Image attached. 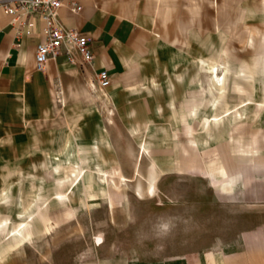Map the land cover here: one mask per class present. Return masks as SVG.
Returning <instances> with one entry per match:
<instances>
[{"label": "crops", "instance_id": "obj_1", "mask_svg": "<svg viewBox=\"0 0 264 264\" xmlns=\"http://www.w3.org/2000/svg\"><path fill=\"white\" fill-rule=\"evenodd\" d=\"M248 1L251 7L246 4ZM72 3L79 5L80 11L71 13ZM63 4L57 13L59 21L87 36L93 53L90 65L70 66L65 57L59 56L48 60L43 72L36 71L39 28H23L14 22L15 15L0 10V134H7L10 129L15 132L27 124L28 134L21 139V151L27 155L54 151L62 135L74 129L64 137L58 152L47 153L46 157L54 160L67 148L77 155L78 165L85 169L139 167L143 159L139 152L123 163L119 159L113 163L105 159V152L111 150L105 121L107 125L113 124L108 123L107 114L100 112L102 98L107 95L109 106L113 105L115 110L110 119L120 121L121 133L129 135L135 145L131 150L140 145L150 163L154 164V155H163L162 163L179 167L180 175L175 178L182 181L181 195L185 201L188 199L182 205L184 212L191 211L189 196L195 193L198 197L214 195L219 204L227 202L224 205L232 215L229 221H208L201 214L208 210L207 203L198 201V222L189 220L183 224L184 241L191 243V249L179 253L175 249L157 263L128 256L97 255L90 264H264V122L231 115L233 105L229 103V123L206 134L201 128L205 119H212V103L207 112L201 111L199 92L192 93L188 101L192 108L185 119L181 118L184 109L178 107L191 92L208 84L212 74H217L200 66L210 65L212 59L225 66L246 63L243 55H233L230 48L260 45L264 0H63ZM251 22L255 24H248ZM253 55L252 59L261 56ZM262 59L263 55L253 70L254 77L260 78L263 95ZM99 72L110 76V85L104 92L97 88ZM221 72L219 97L236 87L241 90L239 84L230 82L231 76L251 78L239 70ZM204 92L212 102L215 96L208 88ZM260 101L255 109L260 111L258 119L264 121L262 96ZM227 111L228 107L221 114ZM142 133L149 144L142 141ZM15 135L0 137V143L9 146ZM107 138L109 148L102 150L106 161L102 166L99 145H107ZM120 174L110 178L116 179L117 187L124 182ZM159 178V174L149 178L150 183L157 180L156 196L161 192ZM189 178L197 181L195 192L188 182L184 183ZM125 179L135 182L136 178ZM150 183L146 189L140 185L135 192L143 198ZM23 202L20 192L16 204L19 212L15 220L10 218L13 223L21 221Z\"/></svg>", "mask_w": 264, "mask_h": 264}, {"label": "rangeland", "instance_id": "obj_2", "mask_svg": "<svg viewBox=\"0 0 264 264\" xmlns=\"http://www.w3.org/2000/svg\"><path fill=\"white\" fill-rule=\"evenodd\" d=\"M246 4L251 7L249 1ZM248 24L254 25L255 23ZM259 27L262 32L260 34L262 40L257 48H230L233 55H243L246 58V63L241 66H238V62L235 63L237 66L227 63V68H223V71L237 73L239 70V73L251 77L242 80L234 78L236 76H231L230 82L239 84L241 90L236 87L231 91H225L224 98L228 102V108L229 103L233 105L231 115L260 123L264 121L258 119L260 111H256L255 106L259 102L261 103V96L264 100V94L262 95L260 91V78L254 77L255 72L253 70L254 64L262 55L264 56V28L262 24ZM250 44L253 45V43ZM256 53L261 56L252 59L253 54ZM212 61L214 60L212 59ZM262 61L260 66L263 72L264 59ZM196 69L199 70V67L196 66ZM199 71L203 72L202 70ZM216 73L209 77L208 84L202 86L197 92H191L183 104L178 105L185 112L181 117L182 119L187 118L186 113L192 108L188 102L192 93L198 95V92L203 88H208L215 97L222 94V86L219 81L223 78V74L220 70ZM90 84L93 83L90 82ZM92 88L95 89L94 85ZM200 102L201 111L207 112L209 110L208 105L212 103L210 95L205 92L203 97H200ZM102 103L100 112L108 115V123L113 122V124L107 125L105 121L111 142V150L105 152L107 162L113 163L119 159V162L122 161L123 163L138 152L139 158L143 155V159L139 167L136 165L123 168L108 167L103 171L99 167L90 169L91 176H96L97 169L105 173L101 186L97 180H94L87 187L82 177L75 186H71L68 183L70 171L66 169V164L61 161L64 155L56 157L54 160L46 157L47 153H57L64 137L71 135V131L74 129H70L65 132V135H62L64 137L54 151L43 150L41 152L43 156L38 152L26 153L27 155L22 153L24 142L21 139L24 134H28L29 127L27 124H24L21 129L14 130L15 132L8 129L7 134H0V137L6 135L10 137L16 134L13 136L14 139L10 138L12 142L9 146L0 143V225L4 221H7L9 225L4 228L2 234L0 233V264H90L97 255L105 257L128 256L129 258L145 259L148 262L157 263L158 260L169 257V254L172 255V251L175 249L179 253L192 248L191 243L186 244L184 241L185 228L183 224L189 220L190 222H198L200 215L197 210L198 201L201 203L206 201L208 210L201 214L203 217L206 216L208 221L222 219L225 222L230 220L231 212L224 205L227 202L219 204L214 195L198 197L195 193L190 194L191 211L186 210L184 212L182 205L186 204L188 199L185 201V197L181 195L182 181L175 178V175H180L179 167L173 163H162L163 155H154L156 160H154V164L150 163L145 156L146 150L139 144L138 151L131 150L133 142L129 135L121 133L120 121L116 120L115 117L110 119V116L115 114V110L113 105L110 104L109 106L107 95L102 98ZM246 106V112L242 113L241 111ZM241 113L245 114L244 117L241 116ZM228 114L229 109L225 115L221 114L224 122L220 126L228 122L226 117ZM232 118L234 119V117ZM201 131L206 134L210 132H206L204 124ZM142 137L144 138L142 141L147 142L143 133ZM15 139L18 141L13 142ZM99 147L102 155L100 162H103L102 166H104L106 161L102 150L109 148L108 138L107 145H99ZM157 150L160 151V149ZM150 153L149 151V155ZM90 156L88 155L89 158H92L93 153ZM69 161L70 164L78 162L77 155L73 151ZM159 161L160 163H158ZM44 162L49 170L44 166ZM134 172L137 175H134ZM212 172L215 173V171ZM120 173L124 176V182L120 183L118 187L115 182L116 188H111L110 178L116 174L120 177ZM156 174L160 176L158 188L161 192L158 193V196L155 194L154 197L143 195V198H139L135 190H139L140 185L146 189L150 180L153 179L149 180V178ZM126 177L136 178L135 182L127 181ZM187 182L189 188L195 192L197 181L189 178L184 183ZM4 186L6 191H2ZM20 192L23 194V200H25L24 205L20 206V223L29 224L27 229L23 225L20 227V230L24 231L23 239L21 237L12 238L11 236L13 224H16L11 219L15 220L19 212L16 204ZM88 194L90 196L87 198ZM6 198L10 202H7ZM37 200L40 203L35 206L37 209L33 212V206ZM212 203H215L216 206ZM40 215L45 216L41 217Z\"/></svg>", "mask_w": 264, "mask_h": 264}, {"label": "built area", "instance_id": "obj_3", "mask_svg": "<svg viewBox=\"0 0 264 264\" xmlns=\"http://www.w3.org/2000/svg\"><path fill=\"white\" fill-rule=\"evenodd\" d=\"M63 0H0V10L6 15H15L14 22L23 28L38 27L41 40L35 45L36 71L43 72L48 60L65 57L70 66L90 65L93 53L89 39L76 29L66 28L59 21V8ZM76 3L69 5L71 13L80 11ZM18 30V28H16ZM97 88L104 92L110 85V76L106 72L96 74Z\"/></svg>", "mask_w": 264, "mask_h": 264}, {"label": "bare ground", "instance_id": "obj_4", "mask_svg": "<svg viewBox=\"0 0 264 264\" xmlns=\"http://www.w3.org/2000/svg\"><path fill=\"white\" fill-rule=\"evenodd\" d=\"M223 68H227V66L217 63V60H214V61L210 62V65L201 67V69H203L205 71H210L211 73L212 72H217L219 70L222 71ZM204 93L205 92H204V88H203L201 91H199V97H203ZM227 107H228V102L225 100L224 97H219V98L213 97L212 98V108L214 109V112H213V115H212V119H209V120L205 119V129H206L207 133L209 131H211L212 128L214 129V127L216 128V127L220 126L224 122L223 118L220 115H221L222 112L227 110ZM246 110H247V106L241 112L244 113V111L246 112ZM242 113H241V116L244 117L245 114L243 115ZM71 153H72L71 149H67L66 148L64 150V152H62V154H61V156L64 155V157L62 158L61 161H63L66 164V169L70 171V174L68 175V178H69L68 183L71 186H73V185L75 186L77 184L78 180L82 177L83 181H84V183H85V185L87 187L94 180H97V182H99V185L101 186V184H103V181H102L103 180V172L97 169L96 176H91L90 169H85V168L80 167L78 165V162H74L73 164H70L69 163L70 162L69 161V157L71 156ZM49 158H51V157H49ZM54 158H56V157H54ZM110 182H112V187L111 188H116L114 180H110ZM156 182H157V180L154 179V181H152V183H150V185H149V187L147 189V192H146L147 196L154 197ZM99 188H101V187H99ZM136 195L139 198H142L141 193L139 194L137 192ZM39 203H40L39 200H37L35 202V204L33 206L34 207L33 208V212L36 211L37 207H35V206H37V204H39ZM40 216L44 217L45 215H40ZM7 225H8L7 221H4L3 223H1V225H0V233L1 234L3 233V230H4V228ZM22 225H23L22 222L18 223V224L17 223L13 224L12 233H11L12 238H17L18 239L19 237H21L23 239L22 234H23L24 231L20 230V227ZM23 226L27 229V226H29V224L27 225V223H26Z\"/></svg>", "mask_w": 264, "mask_h": 264}]
</instances>
